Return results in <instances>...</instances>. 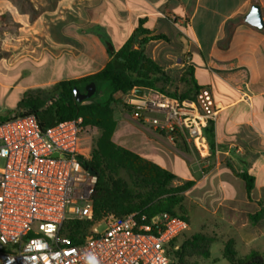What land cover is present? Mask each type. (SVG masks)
Listing matches in <instances>:
<instances>
[{
  "label": "built area",
  "instance_id": "2783aa9c",
  "mask_svg": "<svg viewBox=\"0 0 264 264\" xmlns=\"http://www.w3.org/2000/svg\"><path fill=\"white\" fill-rule=\"evenodd\" d=\"M127 96L133 115L142 119L145 111L146 124L182 136L203 159L212 156L204 131L218 108L208 89L184 100L155 90ZM92 133L82 118L45 131L33 115L0 122V264L171 263V251L179 249L172 242L189 224L169 213L110 215L79 244L63 234L68 221L93 217L98 176L81 148Z\"/></svg>",
  "mask_w": 264,
  "mask_h": 264
},
{
  "label": "crops",
  "instance_id": "0c3cea01",
  "mask_svg": "<svg viewBox=\"0 0 264 264\" xmlns=\"http://www.w3.org/2000/svg\"><path fill=\"white\" fill-rule=\"evenodd\" d=\"M49 1L54 0H0L2 49H6L3 46L4 34L8 30H15L17 26L24 24L30 27V30L38 32L39 24L45 22L44 15L49 13L40 11ZM146 1L149 8H152L146 11V16L144 15L146 29L152 35L167 37V40L150 41L146 51L166 75L189 74L200 88L210 91L218 108L214 121L215 153L212 155L220 166L227 161L230 171V167H233L238 172L248 173L255 180L250 200L245 183L232 172L233 176L226 172L230 183L225 182L226 185L221 186V193L225 194L222 203H226L229 209H246L253 203L251 201L254 192L264 194V28L259 29L246 22V16L255 4L260 6L264 20V0ZM174 1L175 6L172 5ZM50 14L53 16L54 11ZM78 15L81 16L80 11ZM32 17L35 19L31 20ZM96 23L99 42L90 47L84 55L93 62L92 64H97L98 69L63 77L59 81L82 78L103 69L111 60L108 51H118L136 27L133 25L128 35L118 43L114 41V35L107 24L97 21ZM45 28H50L49 21ZM81 33L85 35L83 31ZM106 34L110 35L107 37ZM80 38L86 39L85 36ZM4 61L9 60L3 57L0 64ZM18 61L15 59L13 64ZM0 76H8V73L4 72ZM59 81L48 83L46 86L50 87ZM192 87L191 83L187 89ZM36 88L40 86L36 85ZM167 88H170V85H167ZM115 135L116 132L114 139ZM161 138L165 137L156 139ZM170 142L177 156L173 163H167L165 166L156 163L158 156L148 152L146 148L137 147L136 154L176 176L181 168L185 171L184 176H189L195 170L194 151L190 147L187 152H182L174 142ZM217 169L214 168L204 175L203 179L213 175ZM185 180L189 181L187 177ZM241 181L245 186V195L239 184ZM198 184L199 181H196L191 190ZM262 199L264 198L256 201L257 212L260 210L258 201Z\"/></svg>",
  "mask_w": 264,
  "mask_h": 264
},
{
  "label": "rangeland",
  "instance_id": "374dc122",
  "mask_svg": "<svg viewBox=\"0 0 264 264\" xmlns=\"http://www.w3.org/2000/svg\"><path fill=\"white\" fill-rule=\"evenodd\" d=\"M172 5L175 6L176 2ZM149 10L152 8H149L146 0H54L49 1L40 11L49 13L44 15L45 22L39 24L38 32L30 30L24 24L17 26L15 30H8L4 34L3 46L6 49H2L3 43L0 42L1 54L9 60L0 64V74L8 73V76H0V116L16 112L24 93L28 89H35L36 85L47 89L48 83L59 81L63 77L98 69L99 66L92 64L84 55L99 42L96 21L107 24L114 35V41L118 42L128 35L133 25L138 26V20L145 18L146 11ZM52 11L53 16L50 14ZM79 11L81 16L78 15ZM34 19L35 17L31 18ZM47 21L50 24L48 30L45 28ZM109 35L106 34L107 37ZM83 36L86 39L80 38ZM15 59L19 61L13 64ZM189 85L186 76H169L167 83L158 84V88L167 93L183 95L191 91V88L187 89ZM127 97L118 95L123 102ZM115 116L118 121L115 143L135 153H138L137 147L146 148L148 152L158 156L156 163L160 165L174 162L177 153L170 142H173L172 136L170 133L163 136L162 131L155 129V126L146 124L145 111L140 119L127 113L120 104L115 107ZM100 137L101 132L93 129L92 135L81 141L82 151L90 160ZM157 137L165 138L156 139ZM191 149L195 153L194 172L184 176L185 171L181 168L177 172L178 179L172 183L177 188L188 181L185 180L186 177L189 181H199L196 188L184 193V200L178 208L179 213L188 218L189 226L177 244L180 246L184 240L199 233L215 237V241L211 245L209 259L193 257L187 264H231L224 257L225 245L229 240H233L240 258L257 251L264 260V219L258 223H253L250 219L258 210L256 201L264 198V194L254 192L253 203L246 209H229L226 203H222L225 194L221 193L222 184L230 183L226 172L232 175L228 162L224 161L222 167L215 156L203 159L194 148ZM214 168H218L217 171L203 179ZM239 184L245 195L244 183L241 181ZM106 217L101 218L96 225H102ZM232 221L236 223L233 224ZM103 229L104 226H101L100 231ZM170 264L178 262L171 258Z\"/></svg>",
  "mask_w": 264,
  "mask_h": 264
},
{
  "label": "trees",
  "instance_id": "16d2710c",
  "mask_svg": "<svg viewBox=\"0 0 264 264\" xmlns=\"http://www.w3.org/2000/svg\"><path fill=\"white\" fill-rule=\"evenodd\" d=\"M145 24L146 18H140L138 26L124 45L116 52L108 51L111 60L100 71L82 78L56 82L47 89L28 90L18 103L16 112L0 116V122H6L15 117L33 115L42 131L59 122L82 118L86 125L101 132L97 148L92 154L93 158L87 162V166L98 176L92 196L93 217L91 220L68 221L64 226V234L75 244L85 241L99 220L110 215L123 218L132 213H139L141 216L152 218L169 213L188 222V218L180 214L178 208L184 200V193L189 191L195 182L187 181L174 188L172 183L178 179L174 173L114 141L118 125L115 107L121 104L127 113L134 114L133 108L121 101L118 95H127L132 90L138 93H144L146 90L164 92L158 88V84L165 85L169 79L162 67L146 51L150 41L167 40V37L152 35ZM2 58L0 49V60ZM186 77L188 84H193L191 91L183 95L164 93L182 100L196 96L202 88L195 83L192 76L187 74ZM91 81L102 83L101 98L95 104L79 105L74 97V87ZM204 132L214 154V122H210ZM166 133L161 132L163 136H166ZM170 135L180 151H188L190 147L182 136H175L174 132ZM230 169L235 177L245 183L247 196L251 200L254 178L246 172H238L233 167ZM258 205L260 210L250 216L253 223L264 219V199L258 201ZM178 239L172 242V247H175ZM214 241L215 237L195 234L184 240L178 250H172L170 258L178 264H187L193 257L209 259ZM224 257L231 264H264L262 255L257 251L240 258L233 246V240L226 243Z\"/></svg>",
  "mask_w": 264,
  "mask_h": 264
},
{
  "label": "water",
  "instance_id": "95a60500",
  "mask_svg": "<svg viewBox=\"0 0 264 264\" xmlns=\"http://www.w3.org/2000/svg\"><path fill=\"white\" fill-rule=\"evenodd\" d=\"M246 22L253 27L259 29L264 28L262 10L259 5L255 4L251 7L250 12L246 16ZM101 85L102 83L91 81L84 85L75 86L74 97L76 102L79 105H90L98 103L102 95Z\"/></svg>",
  "mask_w": 264,
  "mask_h": 264
}]
</instances>
